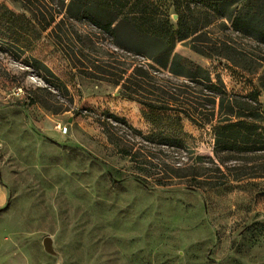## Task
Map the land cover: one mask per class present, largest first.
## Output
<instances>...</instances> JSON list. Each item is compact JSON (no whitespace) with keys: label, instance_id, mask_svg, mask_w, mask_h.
Segmentation results:
<instances>
[{"label":"rangeland","instance_id":"1","mask_svg":"<svg viewBox=\"0 0 264 264\" xmlns=\"http://www.w3.org/2000/svg\"><path fill=\"white\" fill-rule=\"evenodd\" d=\"M71 1L0 0V264H264V152H217L211 125L129 99L133 69L157 66L93 24L98 0ZM149 1L176 26L173 0ZM212 21L236 51L174 53L264 104V45Z\"/></svg>","mask_w":264,"mask_h":264},{"label":"trees","instance_id":"2","mask_svg":"<svg viewBox=\"0 0 264 264\" xmlns=\"http://www.w3.org/2000/svg\"><path fill=\"white\" fill-rule=\"evenodd\" d=\"M126 3L120 12L112 10L103 0L86 5L93 24L109 32L116 47L157 66L154 69L146 63L134 68L123 85L126 96L139 99L143 106L154 111L179 113L200 127L211 125L217 152H264V104L258 101V92L242 97L249 100L242 103L220 82L214 83L205 69L174 53L177 43L188 39L191 49L201 55L217 56L220 48L226 52L236 51L229 41H208L206 30L214 22L212 19L223 24L228 22L236 34L264 45V0H173L172 7L178 17L176 26L168 10L149 0H126ZM3 9L0 6V11ZM4 13L6 23L11 24L16 15L11 11ZM104 16L111 18L104 22ZM53 23L54 17L47 28ZM224 58L231 61V57ZM148 69L168 71L174 77L185 78L190 84L183 88L190 93L181 92L179 86L168 88L161 83L164 80L156 81ZM260 84L264 90V73ZM147 89H151L148 94ZM125 154L131 155L130 152Z\"/></svg>","mask_w":264,"mask_h":264},{"label":"water","instance_id":"3","mask_svg":"<svg viewBox=\"0 0 264 264\" xmlns=\"http://www.w3.org/2000/svg\"><path fill=\"white\" fill-rule=\"evenodd\" d=\"M44 245L47 249H50V246H51V240L50 238H47L45 241H44Z\"/></svg>","mask_w":264,"mask_h":264}]
</instances>
